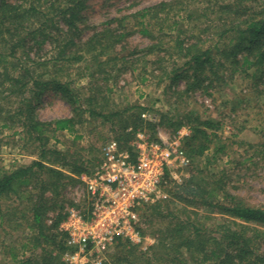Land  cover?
Listing matches in <instances>:
<instances>
[{"label":"trees","instance_id":"1","mask_svg":"<svg viewBox=\"0 0 264 264\" xmlns=\"http://www.w3.org/2000/svg\"><path fill=\"white\" fill-rule=\"evenodd\" d=\"M89 1L0 0V132L18 135L37 155L0 170V228L19 232L16 241L3 243L6 264H66L64 254L76 249L59 229L66 216L63 191L92 173L110 139H102L94 162L51 145L58 132L74 133L86 121L102 118L117 126L112 139L128 147L138 130H151L155 139L157 126L173 134L188 127L182 144L189 172L212 145L214 154L225 151L218 135L222 123L212 117L167 111L159 112L156 122L142 116L148 108L139 104L108 108L109 80L138 71L141 81L148 76L158 83L168 80L167 90L180 98L193 92L211 95L210 90L242 77L249 80L255 103L264 95V0H161L93 26L82 41ZM128 18L133 23L127 29ZM133 33L147 40L144 46L128 44ZM73 66L76 79L94 84L88 95L70 77ZM48 92L70 106L69 116L42 120L37 115V104ZM166 180L167 196L139 207L142 223L158 224L151 232L154 243L139 250V244L118 237L108 252L111 261L264 264V205L249 204L221 181L194 173L176 181L167 172Z\"/></svg>","mask_w":264,"mask_h":264},{"label":"rangeland","instance_id":"2","mask_svg":"<svg viewBox=\"0 0 264 264\" xmlns=\"http://www.w3.org/2000/svg\"><path fill=\"white\" fill-rule=\"evenodd\" d=\"M158 1L161 0H90L85 13L88 27L82 30L81 40H85L92 33L93 26L100 28L102 23L110 18L123 16ZM132 21L131 18L126 19L127 29L133 23ZM127 42L131 46L141 47L147 40L139 33H133L128 37ZM46 47L50 49V46ZM50 53L45 51L43 54L48 56ZM69 70L70 77L76 79L78 74L76 66ZM137 72L133 74L123 72L117 82L112 80L107 82L106 87L111 89L107 90L105 96L109 100L107 107L120 108L125 105L139 104L148 108L144 111L145 117L156 122L159 118L158 113L167 111L171 114L194 111L203 117H212L221 121L222 126L218 135L221 142L226 143L225 151L214 154L212 145L204 156L195 161L196 166L194 165L190 172L185 168L179 171L178 175L181 179L182 176L194 173L196 176L206 177L209 181H221L230 193L241 197L249 204L263 206L264 95H261L260 102L255 103L249 80L237 77L234 82L221 89L210 90L211 95L193 92L189 96L184 95L177 98L167 90L168 80L158 83L157 78L148 76L146 80L141 81ZM75 86L85 95H88L90 88L94 89L93 87H95L93 83H87V78H77ZM241 96L245 97L247 102H241ZM233 107H235L234 110ZM36 112L42 120H51L69 116L71 109L64 100L52 92H48L37 104ZM102 120V118H98L86 121L83 125L77 126L74 133L58 132L57 140L52 138L50 144L59 149L69 148V153L80 155L84 159L94 158L95 162L102 139H112L117 129V126L113 127L110 122H102ZM183 128L186 129L187 134H183L182 143L184 137L190 133L188 127H181L179 130ZM112 129L114 130L112 131ZM142 131L148 135L152 134V131L147 128ZM159 132L163 135L173 134L162 126H157L155 129L156 138ZM75 134L80 135V138L74 140ZM205 157H209L211 161L208 166H204ZM35 158L37 155L31 144L25 145L18 135H11V131L8 129L0 132V170L14 164H27ZM79 179L64 189L63 211H67L70 207L86 208L84 185L81 177ZM157 227L156 222L152 226L143 222L145 239L139 243V250H144L148 245L154 243L155 239L151 232ZM16 236H19V232L5 233L0 228V263L6 264L8 259V256L2 252L4 250L3 243L8 244L11 241H16Z\"/></svg>","mask_w":264,"mask_h":264},{"label":"built area","instance_id":"3","mask_svg":"<svg viewBox=\"0 0 264 264\" xmlns=\"http://www.w3.org/2000/svg\"><path fill=\"white\" fill-rule=\"evenodd\" d=\"M183 134L184 128L174 134L159 132L153 139L138 130L128 147L115 139L101 147L92 173L81 175L86 208H68L59 225L76 247L64 254L66 264H116L108 252L118 237L133 244L145 239L139 207L167 196V172L180 181L178 172L190 163Z\"/></svg>","mask_w":264,"mask_h":264}]
</instances>
